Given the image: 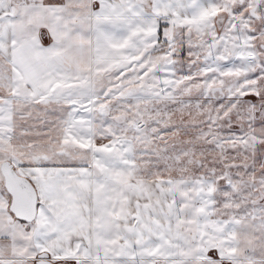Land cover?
Returning a JSON list of instances; mask_svg holds the SVG:
<instances>
[{
  "label": "snow or ice",
  "instance_id": "obj_1",
  "mask_svg": "<svg viewBox=\"0 0 264 264\" xmlns=\"http://www.w3.org/2000/svg\"><path fill=\"white\" fill-rule=\"evenodd\" d=\"M0 264H264V0H0Z\"/></svg>",
  "mask_w": 264,
  "mask_h": 264
}]
</instances>
